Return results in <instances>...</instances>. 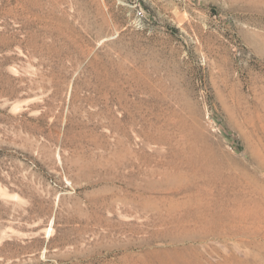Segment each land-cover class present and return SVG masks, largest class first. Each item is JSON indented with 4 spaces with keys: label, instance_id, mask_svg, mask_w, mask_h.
Instances as JSON below:
<instances>
[{
    "label": "rangeland",
    "instance_id": "rangeland-1",
    "mask_svg": "<svg viewBox=\"0 0 264 264\" xmlns=\"http://www.w3.org/2000/svg\"><path fill=\"white\" fill-rule=\"evenodd\" d=\"M0 264H264V0H0Z\"/></svg>",
    "mask_w": 264,
    "mask_h": 264
}]
</instances>
